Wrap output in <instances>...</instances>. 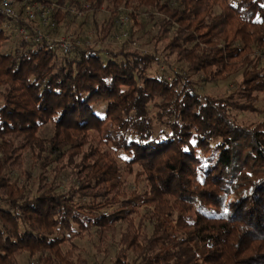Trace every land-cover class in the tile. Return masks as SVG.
I'll list each match as a JSON object with an SVG mask.
<instances>
[{
    "label": "trees",
    "instance_id": "obj_1",
    "mask_svg": "<svg viewBox=\"0 0 264 264\" xmlns=\"http://www.w3.org/2000/svg\"><path fill=\"white\" fill-rule=\"evenodd\" d=\"M35 1L40 38L0 18V264H89V232L94 264H264V0Z\"/></svg>",
    "mask_w": 264,
    "mask_h": 264
},
{
    "label": "rangeland",
    "instance_id": "obj_2",
    "mask_svg": "<svg viewBox=\"0 0 264 264\" xmlns=\"http://www.w3.org/2000/svg\"><path fill=\"white\" fill-rule=\"evenodd\" d=\"M107 16L108 14L106 12H101L97 14L95 18L88 17L85 20L84 24H82V19H76L69 26L59 28L56 31L52 32L51 40H53L52 42L56 44L55 42L58 40L72 38L75 41H77L79 44L83 41L85 42L86 45L92 46L97 42L96 30L98 28L94 26V22H96V24L99 26L104 22ZM129 26L130 24L127 23L125 26H123V28L120 27L119 30L115 31L110 37V39L103 44V47L117 51L128 40L129 28H130ZM125 34L126 36H124ZM18 36L19 35L15 34L14 41L19 40L20 36L19 37ZM200 89L207 94L216 97H222L225 94L226 85L220 83V84L202 86ZM261 106H264V102H261ZM239 118L243 122H256L258 120L257 118L248 115H241ZM121 156H122L121 153L117 154V158H121ZM137 170H138L137 168H134L135 172ZM128 180H129V184L132 185L134 181V176H132ZM138 188L140 190H143L144 183H141ZM119 231L120 232L124 231V225L121 224L119 226ZM73 242L76 243L77 246L80 248L81 254L87 257L89 264H94L93 261L100 263L106 257L103 253L102 254L97 253L96 249L94 248V246L96 245V239L94 235L91 234V232H89V235H84L83 238L80 240L74 239ZM110 250L113 251L114 249L111 248ZM19 264H37V262L36 259H29L28 256L25 255L19 259Z\"/></svg>",
    "mask_w": 264,
    "mask_h": 264
},
{
    "label": "built area",
    "instance_id": "obj_3",
    "mask_svg": "<svg viewBox=\"0 0 264 264\" xmlns=\"http://www.w3.org/2000/svg\"><path fill=\"white\" fill-rule=\"evenodd\" d=\"M52 12V7L42 6L35 0H0V18L10 23L22 22L23 27L16 30L19 35H25L27 33L25 27L29 26L40 38L44 28L54 27L50 23ZM127 23L126 18H121L120 27L123 28ZM56 43L66 51H70L73 47L70 38L58 40Z\"/></svg>",
    "mask_w": 264,
    "mask_h": 264
}]
</instances>
